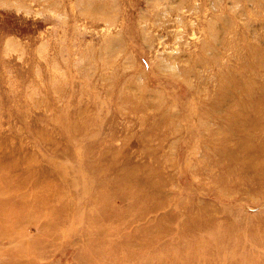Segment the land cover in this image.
Listing matches in <instances>:
<instances>
[{"label":"rangeland","instance_id":"rangeland-1","mask_svg":"<svg viewBox=\"0 0 264 264\" xmlns=\"http://www.w3.org/2000/svg\"><path fill=\"white\" fill-rule=\"evenodd\" d=\"M263 62L264 0H0V264H264Z\"/></svg>","mask_w":264,"mask_h":264},{"label":"bare ground","instance_id":"bare-ground-1","mask_svg":"<svg viewBox=\"0 0 264 264\" xmlns=\"http://www.w3.org/2000/svg\"><path fill=\"white\" fill-rule=\"evenodd\" d=\"M180 11V10H179ZM243 17V16H242ZM244 18V17H243ZM243 51V50H242ZM210 54V53H209ZM230 55V54H229ZM244 55V54H243ZM200 62V61H199ZM207 62V61H206ZM259 62V61H258ZM264 63V62H263ZM217 65V64H216ZM262 66V65H261ZM207 68V67H206ZM207 77V76H206ZM205 82V81H204ZM255 82V81H254ZM202 84V83H201ZM206 86V85H205ZM197 88V87H196ZM200 89V88H199ZM235 104V103H234ZM216 111V110H215ZM163 112H164V110H163ZM171 113V112H170ZM232 114V113H231ZM162 115V114H161ZM157 121V120H156ZM218 125V124H217ZM250 145H252V144H249V146L248 147H250V149H253ZM263 145V144H262ZM262 145H260V147L262 146ZM222 147H224V146H222ZM222 147H219V149H221ZM240 147V146H239ZM248 147H247V149L245 148V144H242L241 145V151L242 152H244V153H246V157H248L249 159H251L252 157H251V153H252V156L254 157V155H257V156H263V158H264V147H263V149L261 150V149H258L257 151L255 150V152H250L249 150H248ZM226 148V147H225ZM225 152V153H228L229 152V150H227V148L226 149H224V150H222V152ZM243 153V154H244ZM250 154V155H249ZM209 157V156H208ZM257 158V157H256ZM209 159V158H208ZM221 159V158H220ZM222 160V159H221ZM220 160V161H221ZM225 160V159H224ZM219 161V162H220ZM236 160H234V162H235ZM261 161H263L262 159H261ZM233 162V163H234ZM224 163V162H223ZM260 163V162H259ZM212 165V164H211ZM236 165V164H235ZM232 166H233V164H232ZM235 167V166H234ZM242 167H244V166H242ZM249 166H247V168H248ZM227 171V170H226ZM257 171H258V173H257V175L256 176H258V178L260 177V175L261 174H264V164H260V168H258L257 169ZM256 172V171H255ZM248 179V178H247ZM228 181V180H227ZM149 184V183H148ZM148 184H146L145 183V185L144 186H142V189L140 190V192H143V193H148V188H147V186H148ZM124 195V194H123ZM152 202H150V201H148L147 203H146V205L149 207V205L150 204H152L154 207H158L159 206V204H156L155 205V202L153 201V200H151ZM168 203V202H167ZM193 209V208H192ZM194 210V209H193ZM191 211V210H190ZM194 212V211H193ZM189 215V214H188ZM192 220V219H191ZM190 220V221H191ZM158 222H161V220H159ZM162 223V222H161ZM148 224H152V223H148ZM165 224V222L162 224V225H164ZM151 226H153V224L151 225ZM191 224H187L186 223V225H185V228H186V230H188V229H190L191 227ZM142 231H144V232H146V233H149L150 232V230H148L147 229V226H145V227H143L142 228ZM146 233H144L143 235V239L144 240H146L147 241V239H148V235L146 234ZM138 238V236L137 235H131L127 240H135V239H137ZM197 241H198V239H197ZM197 244V243H196Z\"/></svg>","mask_w":264,"mask_h":264}]
</instances>
